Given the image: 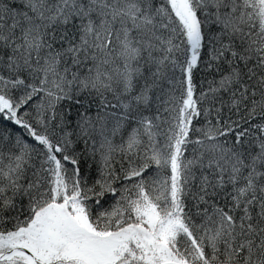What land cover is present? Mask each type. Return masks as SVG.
<instances>
[{"label":"snow or ice","instance_id":"snow-or-ice-1","mask_svg":"<svg viewBox=\"0 0 264 264\" xmlns=\"http://www.w3.org/2000/svg\"><path fill=\"white\" fill-rule=\"evenodd\" d=\"M0 264H264V0H0Z\"/></svg>","mask_w":264,"mask_h":264}]
</instances>
